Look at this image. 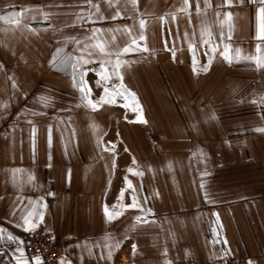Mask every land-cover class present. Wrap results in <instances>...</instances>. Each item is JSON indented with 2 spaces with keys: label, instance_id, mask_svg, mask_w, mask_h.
Listing matches in <instances>:
<instances>
[{
  "label": "crops",
  "instance_id": "crops-1",
  "mask_svg": "<svg viewBox=\"0 0 264 264\" xmlns=\"http://www.w3.org/2000/svg\"><path fill=\"white\" fill-rule=\"evenodd\" d=\"M92 2L99 5L104 20L78 21L81 11L85 16L95 13L84 0H0V15L28 9L19 25L0 21V227L23 241L32 264L24 245L28 232L15 227L20 208L14 215L13 208L16 204L23 208L28 198L43 197L48 207L38 228L56 238L64 264H165L166 260L170 264H222L225 258L264 264V134L254 131L264 127V68L250 59L233 58L229 63L220 55L225 44L230 45L233 57L236 49L243 57L260 55L257 46L264 52V43L257 38V5L234 0L226 7L223 0H209L211 7L205 9L204 0H199L198 16L196 0H189V17L179 11L183 0H137L135 10L130 4L125 6V0L115 6L109 0ZM117 10L121 16L112 19ZM225 11L233 14L230 39L227 25L222 26L216 15L220 12L222 20ZM41 12L49 18L44 20ZM139 19L145 20V40L140 43L148 51L122 56L129 63L121 66L120 73L124 86L135 93L147 123L134 122L136 114L119 105H104L96 111L87 108L73 87L71 67L61 71L49 63L57 47L65 54L80 55L74 42H66L65 37L82 39L94 27L105 29L102 38L111 51H118L131 41L125 25L132 36H139ZM205 28L211 30V42L217 46L211 64L205 54L208 45L201 43ZM189 42L195 45L199 61L196 74ZM204 66L207 71L202 70ZM86 67L98 68L99 62ZM87 79L91 98L98 99L103 88L96 86L94 73ZM119 83L116 78L110 81ZM41 97L49 98L47 107ZM41 111L46 114H32ZM28 120L38 129L35 160ZM58 123L67 154L56 131ZM49 124L54 129L51 168L47 166ZM109 142L116 146L114 153L104 150L111 147ZM129 167L143 176L130 175ZM11 169L24 171L14 176ZM204 171L209 173L204 181L214 204L206 203L199 190ZM125 176L152 213L136 221L142 214L127 209L107 222L104 205L111 210L125 187ZM123 202L131 203L129 191ZM213 212L219 214L223 226L218 236L212 233ZM213 240L220 242L213 244ZM117 241L119 247L109 260L108 247ZM132 244L137 246L135 255ZM15 246L0 242V250L8 251L0 264L10 260ZM225 247L230 255L221 259Z\"/></svg>",
  "mask_w": 264,
  "mask_h": 264
},
{
  "label": "snow or ice",
  "instance_id": "snow-or-ice-1",
  "mask_svg": "<svg viewBox=\"0 0 264 264\" xmlns=\"http://www.w3.org/2000/svg\"><path fill=\"white\" fill-rule=\"evenodd\" d=\"M86 4L90 6V8L95 9V13L92 11H89L88 14L85 16L83 14V11L81 13L76 15V19L78 21L82 22H88V23H94L95 20H104L106 17L100 14V8L98 4H93L92 0H84ZM234 0H223V6L231 7ZM241 3L244 2V0H240ZM249 3L256 4V18H257V38L264 43V0H248ZM118 4V0H109L110 6H115ZM130 4L132 8L135 10L137 7V0H125V6ZM204 7L205 9L208 7H211L209 0H204ZM217 7H221V5H217ZM191 4L189 0H183V6L179 9L180 12L188 14V16H191L190 13ZM196 13L199 16L201 13V6L199 3V0H196ZM28 11V9H22L20 12H10L7 15H0V21H5L12 25H19L21 23V17L23 16L24 12ZM41 15L43 16L44 20H47L48 14L41 12ZM218 22L223 26L227 25L228 31H229V39L231 38V30H232V13L230 11H225L223 13V19L220 20L219 17L221 15L220 12L216 13ZM121 16V12L117 10L115 14L111 17L112 19H116ZM163 17H161V20L163 21ZM172 20L175 22L176 16L175 14L172 15ZM190 22V20H189ZM139 28H140V34L139 36H132L131 35V28L127 25L124 26V31L128 32L131 36L130 43L119 49L118 51H111L108 48V41L103 39V34L106 31L102 28H91L90 35L84 36L82 39H78L76 37H65V41H72L77 46L76 51L80 53V55L72 56L69 54L64 53V49L62 47H57L55 53L52 56L51 61L49 62L54 68L57 70H65L69 66L71 67V76H72V83L73 87L76 88L80 95V101L87 107L90 108L92 111H96L98 108L104 106V105H119L120 107L131 110L136 114V120L134 122L137 123H147V121L143 117V110L139 104L138 99L136 98L135 93L129 91L123 84L122 76L120 73L121 66L123 64H128L129 61L122 60L121 57L125 54L136 52V51H144L147 52L148 48L146 44H141V41L145 40L144 35V28H145V20L139 19ZM47 30V29H45ZM30 31H34V29H30ZM109 32L114 31L112 29L107 30ZM187 33H185V39H187ZM113 41L115 40V37L113 36ZM212 39V33L210 29H202L201 31V43L202 45L206 44L208 45V52L205 54L208 55V63L211 64L212 59L214 58V54L217 51V46H214L211 42ZM221 40L223 41V33H221ZM82 45V47H81ZM189 52L192 54V66H193V73H197V64L199 63L197 56H196V50L195 45L192 42H189ZM165 48L167 49V44H165ZM257 51L260 53V55L253 56V57H243L241 50L236 49L235 50V57L232 55V50L230 45L225 44L223 51L220 53V55L224 58V60L228 61L229 63L232 62V59L235 58L236 60L240 59H250L252 60L258 68H264V52H261V49L259 46H257ZM211 53V54H209ZM175 50H172V57L175 58ZM115 56V60L112 59V57ZM99 62L98 68H87L86 65L89 64H95L96 62ZM0 68H3V65L0 64ZM203 71H207V66H204ZM89 73H94L96 80V86L103 88V93L99 96L98 99H92V90L89 87V81L87 77L89 76ZM113 78H116L120 81L118 85L116 84H110V81L113 80ZM11 79V77L9 78ZM13 88L16 87V83L13 82ZM41 101L43 102V106H48V97H41ZM255 103V101H253ZM261 102L264 103V97L261 98ZM33 115H40L43 116L46 113L45 112H33ZM215 118L214 116L212 117ZM27 123L31 125L30 128V145L32 150V156L33 160H35L36 156V150H37V133L38 129L36 125L33 123V121L28 120ZM62 123V121L60 122ZM56 131H60V141L62 144H64L65 148V154H67V145L64 143V136H63V130L59 128V123L56 125ZM254 131L264 134V127H256ZM53 126L51 124L47 127V138H46V144L48 149V155L47 160L48 164L47 166L49 168L52 167V147H53ZM75 136V133L73 132V137ZM98 140V144H99ZM111 144V142H109ZM115 145L111 144V147H106L105 151H111L115 152ZM201 155V162L204 160V154L203 152L200 153ZM136 161L133 159V164H135ZM115 155L113 156L112 160V167L115 168ZM24 170L22 169H11V172L15 176L17 173H20ZM127 172L130 175L135 176H143L142 172L137 171L136 169L129 167L127 169ZM209 175L207 171H204L201 173V180L199 183V190L203 193L204 200L206 203L214 204L216 203L215 200L210 199V194L208 190L205 187V181L204 177ZM66 179L70 183L71 181V170L68 169L66 172ZM29 180H34V177L29 175ZM125 187L120 189L119 196L117 197L116 203H114L111 207V210L109 209L108 205L105 204L103 208V212L106 218L107 222H111L115 219H117L120 215H123L124 211L127 209H136L138 210L142 215H137L135 217L136 221H142L144 220V216L146 214H151L152 209L148 208L145 209L143 204L141 203L140 199L137 195V189L134 187L132 181L128 178V176H125L124 178ZM125 191H129L131 203L125 204L123 202L124 199V193ZM48 196H55V193L48 192ZM158 195V193H157ZM18 200L23 203V199L21 197H17ZM144 203H147V198H145ZM48 205L44 202V198L40 197L36 200H33L31 198H28L27 205H25L23 208L20 207V204H16L13 208V215L15 214V209L20 208V220L15 224V227L22 229L24 232H35L36 229L39 227L40 224L44 223V216L45 212L47 210ZM212 216L216 218V226L212 228V233L214 236L219 235L218 229L222 230L223 226L220 223V217L219 214L216 212L212 213ZM127 238V237H125ZM0 242H4L7 244H15V248L11 250L10 254V260L4 261L3 264H29V258L25 254V249L23 247V241L20 240L18 237L13 235L11 232H8L6 229L0 227ZM220 241L213 240V244L218 243ZM119 241H117L114 245L108 247L107 252V258L110 260L112 257V252L114 248L119 247ZM223 243L226 245L227 241L224 240ZM137 246L136 244H132V253L133 255L136 254ZM167 254V250L165 249V255ZM8 251L0 250V257L7 256ZM230 255V251L227 247L221 249L220 258L223 259ZM32 264H42V258L40 255H35L32 257ZM60 264H64V261L61 260ZM165 264H170V261H165ZM248 264H254V261L249 260Z\"/></svg>",
  "mask_w": 264,
  "mask_h": 264
},
{
  "label": "built area",
  "instance_id": "built-area-1",
  "mask_svg": "<svg viewBox=\"0 0 264 264\" xmlns=\"http://www.w3.org/2000/svg\"><path fill=\"white\" fill-rule=\"evenodd\" d=\"M25 248L30 258L40 255L42 264H60L61 258L56 238L47 231L37 228L25 235ZM222 264H247L244 259L225 258Z\"/></svg>",
  "mask_w": 264,
  "mask_h": 264
}]
</instances>
